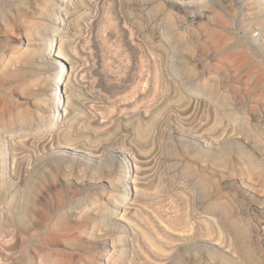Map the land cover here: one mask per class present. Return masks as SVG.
Instances as JSON below:
<instances>
[{"label": "rangeland", "instance_id": "1", "mask_svg": "<svg viewBox=\"0 0 264 264\" xmlns=\"http://www.w3.org/2000/svg\"><path fill=\"white\" fill-rule=\"evenodd\" d=\"M0 264H264V3L0 0Z\"/></svg>", "mask_w": 264, "mask_h": 264}, {"label": "bare ground", "instance_id": "2", "mask_svg": "<svg viewBox=\"0 0 264 264\" xmlns=\"http://www.w3.org/2000/svg\"><path fill=\"white\" fill-rule=\"evenodd\" d=\"M260 2L264 3V0H260ZM56 58L60 59L59 63L61 65V69L58 71V80L56 81L57 85L59 86H62V85H65V82L67 80V78L69 77V72L66 70V73L64 72V65H63V61L61 60H64L65 59V56L63 54V52L61 51L60 48H58V51L55 55ZM57 86V88H58ZM59 92H62L61 90ZM56 100L54 102V115L51 117L52 118V122H53V125L57 124V121L58 120H62V118L60 117L61 113H59V111L57 112L58 109L61 108L63 102H62V99H61V96L58 94L56 95ZM63 96V95H62ZM64 106V104H63ZM64 113L65 112V109H64ZM50 118V120H51ZM51 122V123H52ZM43 142V141H42ZM51 144V143H50ZM62 150V149H61ZM63 151V150H62ZM57 152V151H55ZM126 202V201H125ZM124 208H126V204L124 202L122 203H119L117 204V210H116V213H118L119 210H123ZM113 210V209H112ZM115 210V209H114ZM113 210V211H114ZM118 215V214H117ZM115 217V216H114ZM120 220H123V218H119Z\"/></svg>", "mask_w": 264, "mask_h": 264}]
</instances>
